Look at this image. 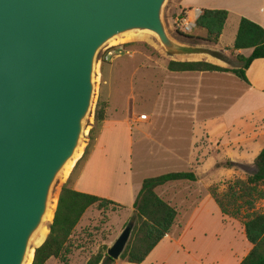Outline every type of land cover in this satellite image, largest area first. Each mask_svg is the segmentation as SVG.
<instances>
[{"label":"water","instance_id":"obj_1","mask_svg":"<svg viewBox=\"0 0 264 264\" xmlns=\"http://www.w3.org/2000/svg\"><path fill=\"white\" fill-rule=\"evenodd\" d=\"M166 1L0 0V264L33 262L52 189L82 146L106 45L146 32L170 55L204 53L167 33ZM133 226L107 249L110 260Z\"/></svg>","mask_w":264,"mask_h":264},{"label":"rangeland","instance_id":"obj_2","mask_svg":"<svg viewBox=\"0 0 264 264\" xmlns=\"http://www.w3.org/2000/svg\"><path fill=\"white\" fill-rule=\"evenodd\" d=\"M172 4L173 0L166 1L162 10V20L170 37L178 39L180 32L176 30L177 27L174 21H171ZM178 18H181V15H179ZM196 32L197 30H194V33ZM230 32L231 28L228 26L222 40L223 43L227 42ZM191 44L195 46L194 43ZM105 48H113L116 54L108 61L102 63L98 60L100 55L97 58L94 98L90 114L85 122L82 149L66 176L62 175L59 177L52 189L51 200H55V205L60 187L66 181L73 167L78 162V159L83 156L87 144H92L100 133L101 125L96 128L94 121L97 103L104 105V114L110 103V108L112 107L114 116L126 119V121L135 118L139 120V116H137L138 113L145 111L147 113H152L156 118H154L156 122L162 119V123H157L158 126L164 124L163 122L167 120L172 122L167 125L172 128L165 125L166 127H163L162 130H160L159 127L155 132L156 135L164 141L163 143H175L176 147H180L182 149L181 154L185 149L180 146V144L183 141L185 142L184 144H186V138L189 136L187 135V128H189L186 126L187 119L185 116L181 115L187 114L189 113L187 111H190V122H194L197 125L204 121L217 118L205 126L206 138L201 141L199 136L196 137L197 140L201 141L199 146L197 145L198 148H202L199 154L201 158H196V162L199 165L205 162L199 169L191 170L190 166H188L182 158H169L166 160L164 158L158 160L149 159L142 150H139L140 144H137L136 147L133 148L132 167H130V169L132 168V170H135L137 173L139 170H148V174L152 175V177H157L166 173L181 172H195L197 175L196 178H198L200 182L193 187H191L188 182L180 181L178 183L169 184L165 189H161L162 191L158 192V196L161 199L170 201V205L176 209L178 214L176 222L181 225L188 219L189 211L197 202V198L199 197L202 199L207 195V189L210 186L214 185L218 188L219 192H223L226 186L235 179L245 180L247 177L257 172L254 159L264 147V98L255 99L254 108L256 113L252 118L241 117V119H237L228 127L224 126L225 121L220 116L226 111L228 105L225 96L222 97L218 94L223 100H219L213 103V105L202 104L200 101L195 110L191 109V105L190 109L186 108V106L175 109L169 105L171 101L168 102L167 91H159L160 89L155 86L156 83L154 79H151V73L156 72L158 69L157 67H152L156 64H165L167 68V63L169 61L206 62L207 60L219 59L216 54L222 55V51L221 53H214L203 47H198L205 50L204 53L189 56H173L162 48L153 35L146 32H137L126 38H118L116 42H110ZM229 55V53H224L222 55L225 58L222 60L225 64L224 66L227 67V69L237 67L239 64L236 59L229 57ZM256 70L257 67L249 74V79L251 81L255 77ZM221 86L223 87L221 88ZM217 87L218 92H223L224 88H231L226 82L219 83ZM236 87L237 88L232 85L231 89L237 90L239 88L238 84ZM159 95L162 96L160 99H158ZM170 96L173 101L175 95ZM230 96L228 95L227 97ZM214 128L216 132L213 133ZM91 130L94 136L93 138L89 135ZM157 131H161L162 133L160 132V134H158ZM166 131L171 138L177 141L172 143L165 141V138H167L165 137ZM195 131H199L198 127L195 128ZM90 154L91 152L89 150L86 158H88ZM203 154L204 156H202ZM100 156H102L101 151L97 153V157L100 158ZM122 161L124 160L121 156L114 155L115 167L119 170H127L129 163L125 160L124 162L126 165H124ZM166 189H168L169 194H165L166 196H164L163 192ZM260 191L264 192V186L260 187ZM209 202L211 203L204 204L203 219L199 222V226L197 227L195 242L198 249L197 254L200 253L202 264H214L219 260H227L225 264H239L248 252H242L243 248L239 242V238H237L236 224L232 225V223H227L226 220H232L227 217L223 222L217 209L215 211L216 207L214 203H212L211 200ZM256 208L264 212V198L256 202ZM121 210L122 209L119 208L109 207L106 211L101 213L102 215L97 218L96 224L93 225V227L83 230L81 234H84V237L88 238L89 241H87V243L93 244L95 242V244L100 245L99 250L105 253V248H109L112 245L107 247L109 240H107L106 237V228L111 224L115 228L117 226L116 232L119 236L128 222L132 219V216L128 218L130 217L128 211L115 214L110 220L107 219L108 214H110V216L112 215L111 212L116 213V211ZM50 223L51 222L46 223L45 227L48 228ZM37 237H35L31 243V249L33 250L37 248L35 244ZM100 239L106 240L107 244L102 246ZM230 250H234L236 255L232 256L229 260L227 256ZM59 262L61 264H68L69 256H66L64 261L60 259ZM114 262L115 263L107 264L124 263L120 261V259ZM53 263L54 261H50L48 264Z\"/></svg>","mask_w":264,"mask_h":264},{"label":"crops","instance_id":"obj_3","mask_svg":"<svg viewBox=\"0 0 264 264\" xmlns=\"http://www.w3.org/2000/svg\"><path fill=\"white\" fill-rule=\"evenodd\" d=\"M194 10L200 12L203 10L225 11L228 13V18L225 22L218 44L199 42L194 46L183 36H178V39H174L178 43L186 46H193L196 48L203 47L214 53H221L222 51V55L224 53H229V57H233L234 59H236V55L248 57L252 50H241L235 53L227 51V49L233 46L240 20L245 18L264 30V0H173L171 21L173 22L179 15L191 16V12ZM228 26L231 28V32L229 33L227 42L223 43L222 40ZM224 59H212L206 62L227 69L222 61ZM152 67H157L158 69L156 72L151 73V79H154L156 83L155 86L160 89L159 91H167L168 102L171 101L169 105L175 109L182 108L183 106L190 109L191 105V109L195 110L200 101L202 104L213 105V103L223 100L222 97L225 96L228 105L226 111L220 115L225 121L224 126L229 127L234 121L241 119V117L252 118L256 113L254 108L255 99L264 98V59L254 61L246 70L245 75L248 84L230 73H175L168 71L165 64H156ZM238 67L239 65L228 69H236ZM255 67H257V72L254 79L251 81L249 79V74ZM221 82H226L231 88L232 85L237 88L236 86L238 84L239 88L237 90L224 88L223 92H218L217 86ZM222 87L223 86H221V88ZM170 95H175L173 101ZM228 95L231 96L227 97ZM161 97L162 96L159 95L158 99ZM187 112L189 113L181 115L186 117V126L189 127L187 128V135L189 136L186 138V144H184V141L180 144V146L185 149L181 154L182 149L180 147H176L175 143H163L164 141L161 140L155 132L159 127L160 130H162L163 127H166L172 122L167 120L163 122L164 124L158 126L157 123H162V119L156 122L155 116L145 111L138 113L137 116H139V118H145L147 120L146 123L140 122L137 118L126 121V119L114 116L113 109L112 107L110 108L109 103L105 111V120L101 124L99 135H97L92 144H87V148L85 149V151H87L86 155H84L83 152V156L78 159V162L73 167L63 185L70 182L71 188L78 193L106 199L119 205V209L122 210L116 211V213L111 212V216L108 214L107 219L109 220L113 215L124 211H128L130 216L128 218H131L133 214L132 206L141 189L143 180L152 178V175L148 174V170H139L137 173L135 170H132V168L130 169V167H132L133 148L136 147L137 144H140L139 150H142L149 159L158 160L164 158L166 160L169 158H182L188 166H190L191 170L199 169L200 166L205 164V162H203L199 165L196 162V158H201L199 154L202 148H198V146L199 143L206 138L205 126L217 118L204 121L197 125L194 122H190V111ZM167 127L172 128L171 126ZM196 127L199 129L198 132L195 131ZM160 132L157 131L158 134H160ZM214 132H216L215 128L213 129V133ZM197 136L200 137L201 141L197 140ZM165 137H167L165 138L167 142L172 143L177 141L171 138L167 131L165 132ZM89 150L91 154L86 158ZM99 151L102 152L100 158L97 157ZM115 154L121 156L124 161L126 160L129 163L130 166L128 165L127 170H119L115 167ZM202 156H204V154ZM124 161L122 162L126 165ZM195 176L197 175L195 174ZM199 182L200 180L197 178L196 182L188 183L193 187ZM169 184L158 187L155 190L157 196L158 192L162 191L161 189H165ZM163 194L164 196H166L165 194H169L168 189H166ZM210 200L214 203L209 194L205 195L202 199L198 197L197 202L189 211L186 222L181 225L176 222V218L175 224L169 233L141 264H202L200 253L197 254L198 249L195 242L197 227L199 226V222L203 219L204 204L211 203L209 202ZM163 201L170 205V201L165 199ZM215 207V211L217 209L224 222L227 218L220 213L216 205ZM102 212L103 211H99L96 206H92L88 208L81 217L70 237L69 253L67 255L69 256L68 264H86L90 256L95 255L99 251L100 245L95 244V242L93 244H88V238L84 237V234L81 233L83 230L93 227V225L96 224L97 218L102 215ZM226 221L227 223H232V225L236 224L237 238H239V242L243 248L242 252H249L251 245L246 241L243 225L235 220ZM116 228L113 227L112 224L106 228V237L109 243L107 244L106 240L100 239L102 246L107 244V247H109L117 239L118 235ZM235 255L234 250H230L227 259L230 260L231 257ZM50 261H54L53 264H61L59 259L53 258L49 259L45 264H48ZM226 261L219 260L214 264H225ZM121 264L128 263L124 262Z\"/></svg>","mask_w":264,"mask_h":264},{"label":"trees","instance_id":"obj_4","mask_svg":"<svg viewBox=\"0 0 264 264\" xmlns=\"http://www.w3.org/2000/svg\"><path fill=\"white\" fill-rule=\"evenodd\" d=\"M182 16V15H181ZM228 13L225 11L203 10L196 20L194 30L190 34H181L191 43L199 42L218 44ZM252 50L248 57L236 55L239 67L226 69L207 62H175L167 63V70L175 73H230L248 84L245 72L251 64L264 59V30L257 24L242 18L238 24L233 46L227 49L235 53L241 50ZM217 58L224 59L220 54ZM104 105L97 103L95 110V126L105 120ZM93 138L92 130L89 133ZM84 152V155H86ZM88 154V153H87ZM257 172L245 180L235 179L223 192L214 185L207 189L220 213L243 225L246 241L251 245L250 251L239 264H264V212L256 208V202L264 198L260 187L264 186V147L254 159ZM187 181L194 183L197 178L193 172L167 173L143 180L141 189L132 206L134 223L130 239L120 257V261L128 264L143 263L155 247L169 233L177 218L174 207L160 199L155 190L173 182ZM96 206L99 211L119 205L95 196L81 194L71 188L70 182L61 186L56 212L49 226V233L41 246L35 249L32 264H45L49 259H61L69 253L70 237L85 211ZM108 248H105L107 251ZM115 263L107 257L106 252L99 250L90 256L86 264Z\"/></svg>","mask_w":264,"mask_h":264},{"label":"built area","instance_id":"obj_5","mask_svg":"<svg viewBox=\"0 0 264 264\" xmlns=\"http://www.w3.org/2000/svg\"><path fill=\"white\" fill-rule=\"evenodd\" d=\"M201 12L198 10H194L191 12L190 15H184L181 16V18H176L174 20V24L176 25V30L179 31L181 34H190L194 28H195V23L198 17L200 16ZM116 54V51L113 50V48H104L100 52V56L98 58L99 62H106L108 61L112 56ZM140 121L146 122V119L143 117L139 118Z\"/></svg>","mask_w":264,"mask_h":264},{"label":"bare ground","instance_id":"obj_6","mask_svg":"<svg viewBox=\"0 0 264 264\" xmlns=\"http://www.w3.org/2000/svg\"><path fill=\"white\" fill-rule=\"evenodd\" d=\"M129 35H132V34H128V35L122 36V37H120V38H126V37L129 36ZM117 40H118V38H117ZM112 42H113V43L116 42V39H115L114 41H112ZM81 149H82V146H81V148L78 150V152H77L75 158H74V159H73V160L67 165V167L65 168V171H64V173H63V176H66V174L68 173L70 167L72 166V164L74 163V161H75V160L77 159V157L79 156V154H80V152H81ZM54 209H55V200H53V201L51 202V205L49 206V211H48L47 216H46V222H47V223H49V222L52 220V216H53ZM47 234H48V229H47L46 227H43V228L40 230V232H39V234H38V237H37V240H36V242H35V244H36L37 247L40 246V245L43 243V241L46 239ZM31 255H32V254L29 255V259H28L27 264H30Z\"/></svg>","mask_w":264,"mask_h":264}]
</instances>
